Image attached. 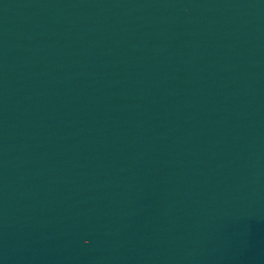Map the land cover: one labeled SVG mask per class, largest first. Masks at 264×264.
Masks as SVG:
<instances>
[{
	"label": "water",
	"instance_id": "water-1",
	"mask_svg": "<svg viewBox=\"0 0 264 264\" xmlns=\"http://www.w3.org/2000/svg\"><path fill=\"white\" fill-rule=\"evenodd\" d=\"M264 182V0H0V264H145Z\"/></svg>",
	"mask_w": 264,
	"mask_h": 264
}]
</instances>
